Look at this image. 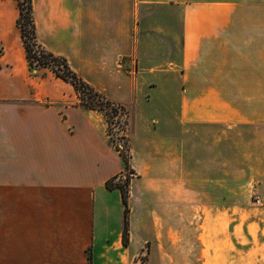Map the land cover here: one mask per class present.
<instances>
[{
  "label": "crops",
  "instance_id": "1",
  "mask_svg": "<svg viewBox=\"0 0 264 264\" xmlns=\"http://www.w3.org/2000/svg\"><path fill=\"white\" fill-rule=\"evenodd\" d=\"M33 13L39 43L126 108L129 169L105 112L30 68L18 0H0V264H222V243L231 264L221 228L238 185L248 211L254 189L264 199V166L248 162L264 146V0H33ZM127 178L125 242L107 183ZM262 233L248 217V264H264Z\"/></svg>",
  "mask_w": 264,
  "mask_h": 264
},
{
  "label": "trees",
  "instance_id": "2",
  "mask_svg": "<svg viewBox=\"0 0 264 264\" xmlns=\"http://www.w3.org/2000/svg\"><path fill=\"white\" fill-rule=\"evenodd\" d=\"M20 7V15L18 17L17 23L21 30L22 40L26 48L27 58L31 69L38 67H47L52 70L56 76L69 81L75 87L80 102L82 105L88 108L98 109L104 111L109 123L108 116L111 109V113L114 115L123 109L127 112L126 108L119 103H116L102 93L95 90L89 83L85 82L76 72L72 70L67 59L63 56L56 55L48 50H46L37 39L36 33V23L33 13V0H18ZM125 160L126 169H129V156L122 153ZM107 186L118 187L123 196V201L125 204V226L123 231L124 241L128 239V178L126 182H114L111 180L107 183Z\"/></svg>",
  "mask_w": 264,
  "mask_h": 264
},
{
  "label": "rangeland",
  "instance_id": "3",
  "mask_svg": "<svg viewBox=\"0 0 264 264\" xmlns=\"http://www.w3.org/2000/svg\"><path fill=\"white\" fill-rule=\"evenodd\" d=\"M110 115L108 116L109 123H108V133L110 135V140L112 143L118 142V141H124L126 144V139L123 140L122 133L126 132V126L120 121V118L123 114L117 113V115L111 113V109H109ZM124 118H128V113H124ZM126 125V124H125ZM257 134L256 132H254ZM258 135H260L262 138H264L262 132H258ZM259 136V137H260ZM126 154L127 152V144H126ZM249 153H255L258 154L263 153V156L260 157V155H257L254 157H249L248 162L252 165L254 170H258L260 167L264 166V146H250L248 147ZM243 157L238 156V168L243 167ZM250 165V166H251ZM264 168V167H263ZM123 182H126L124 180ZM238 194H237V203H238V209L236 211V220H235V226H232L230 230L228 228H221L222 235L230 234L232 238L235 239V242L230 243V254H231V264H248V217H251L253 219H264V199H261L259 203H257V199L260 200V193L257 192L255 189L252 193V196L250 198L251 204L249 205L250 211H248V195H246L245 187H241L238 185ZM255 230V229H254ZM253 233L260 234L259 228H257ZM264 234V233H262ZM228 244L222 243L221 244V255H222V264L225 262H228ZM147 263V253L141 254L132 264H146Z\"/></svg>",
  "mask_w": 264,
  "mask_h": 264
},
{
  "label": "built area",
  "instance_id": "4",
  "mask_svg": "<svg viewBox=\"0 0 264 264\" xmlns=\"http://www.w3.org/2000/svg\"><path fill=\"white\" fill-rule=\"evenodd\" d=\"M2 52V48L0 47V53ZM126 111H124L123 109H120L119 110V114H123L122 116H121V118H120V121L124 124V126H126L125 124H126V119L124 118V113H125ZM126 137V132H123L122 133V137ZM123 140H125L126 138H122ZM115 146H116V148L121 152V153H125L126 152V144H125V142L124 141H118V142H116L115 143ZM126 154V153H125ZM260 202V200L259 199H257V203H259Z\"/></svg>",
  "mask_w": 264,
  "mask_h": 264
}]
</instances>
